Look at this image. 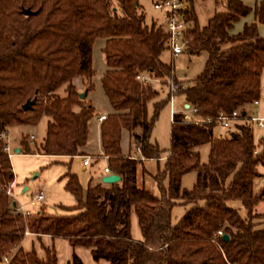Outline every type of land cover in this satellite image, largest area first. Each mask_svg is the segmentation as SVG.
<instances>
[{
  "label": "trees",
  "instance_id": "1",
  "mask_svg": "<svg viewBox=\"0 0 264 264\" xmlns=\"http://www.w3.org/2000/svg\"><path fill=\"white\" fill-rule=\"evenodd\" d=\"M191 2L185 12L190 23L186 52L203 51L206 58L178 94L197 107L198 116L236 108L238 122L213 134L212 125L180 117L170 121L167 154L152 174L159 185L156 195L137 185L136 165L160 156L162 149L150 133L168 95L152 102L148 117L147 103L157 92L136 76L175 80L172 64L161 60L166 49L163 30L144 23L137 0H117V6L108 0H0V134L12 125L32 126L45 115L41 142L31 147L23 137L19 151L55 157L79 153L93 115L86 95L79 94L92 88V47L103 39L106 70L100 84L111 112L100 121V139L108 171L119 175L109 183L89 177L82 194L76 174L66 170L65 188L75 202L59 205L65 213L48 214L42 207L21 214L7 192L13 173L1 135L0 264L3 257L8 258L5 264H56L53 248L44 247L42 257L33 249L24 250L25 234L60 237L70 246L89 248L96 264H264V213L254 212L264 197V184L254 190L255 179L264 173V134L255 142L245 109L260 96L264 36L257 24L264 25V0L253 7L223 0L224 9L214 11L202 27ZM250 12L254 22L231 34L232 24ZM75 78L84 80L82 91L72 84ZM33 98L31 107H20ZM136 127L138 133L132 131ZM123 128L131 130L139 156L121 152ZM206 142L207 158L201 161L196 147ZM190 170L195 171L192 186L181 187V175ZM234 200L237 205L230 204ZM176 203L188 207L172 224L170 212ZM131 209L140 240L130 236ZM67 264L83 263L73 254Z\"/></svg>",
  "mask_w": 264,
  "mask_h": 264
},
{
  "label": "rangeland",
  "instance_id": "2",
  "mask_svg": "<svg viewBox=\"0 0 264 264\" xmlns=\"http://www.w3.org/2000/svg\"><path fill=\"white\" fill-rule=\"evenodd\" d=\"M153 0H137L139 10L144 15V23L146 25H154L155 27L161 28L160 24L162 21L161 11L154 8ZM192 0L193 13L195 12L196 21L199 27L206 24V19L209 14L213 11H222L224 9L223 0ZM110 6H117V0H108ZM102 44L100 40H96L93 44V57L94 64H97L98 57V47ZM101 57V54H100ZM162 60L166 63H171L173 66V72L175 80L172 82L176 85L184 87L190 79H192L196 74H198L203 66V62L206 58V53L201 51L198 54H191L189 52H184L175 58L169 59L166 52H162ZM161 81V80H160ZM167 88V83L163 82ZM63 87L58 89V94L63 95ZM162 91L164 86H160L158 90ZM164 91V90H163ZM163 94L160 93V96ZM180 95L178 91L175 96ZM183 97V96H182ZM165 98V97H164ZM163 99V98H162ZM154 101V100H153ZM147 103V114L148 117L152 114V102ZM259 102L257 109H253L257 112L258 116L264 117V69L261 73V85H260V96L257 100ZM184 102V99H183ZM181 105L180 99L175 97L171 102H165L164 105L159 109V112L154 120V124L150 133V139L155 140L158 147L162 149L157 161L151 160L144 164V167L154 173L157 169H160L163 164V159L160 157L166 153L165 149L169 143V132L168 125L171 116V110L179 109ZM173 116L180 117L179 112H174ZM46 116L40 118L37 125L28 130L29 125L16 124L9 126L11 127V133L6 135L5 138L11 140L10 135L12 132H16L17 137L20 141L21 138L25 137L28 144L32 147L37 145L42 140V131L45 127ZM136 130H139L137 128ZM226 132L227 128H222L220 126H215L213 128V134H217L218 131ZM253 136L256 139L261 134H264V128H258L253 125ZM32 133L33 137H30ZM44 133V132H43ZM13 141V140H12ZM208 142L203 143L196 147L200 155L201 161H206ZM11 156L9 155V160L11 164V169L13 173L12 183L10 185V198L14 201L16 206L21 205L22 209L19 212L33 213L37 212L38 209L42 208L48 214H61L65 213L59 205H71L75 202L74 196L65 188V176L63 175L66 171V165L64 158L55 157L52 155L41 154V153H23L14 152L13 148L10 147ZM73 166H78L77 163H72L70 171L74 172L82 186V194L85 192V187L88 179L87 169H79L77 172L73 171ZM264 171V170H263ZM149 174L137 166L136 171V183L137 185H143L153 194H159V185L157 181ZM264 175V173H263ZM195 180V171L190 170L181 175L180 186L184 188H190ZM166 178L162 180V184L165 185ZM261 182L258 178L255 179L254 190L261 186ZM41 190L43 193L42 199L36 201L33 204H29V199L33 193ZM230 204L237 205L236 200L231 201ZM188 207L187 204L176 203L171 207L170 221L172 224L176 223L178 219L184 212V209ZM254 212L262 214L264 213V197L260 199L254 205ZM240 214H243V210L240 209ZM129 231L130 236L134 240H140L141 235L136 222V217L133 210H130L129 214ZM24 250L33 249L37 256L42 257L44 254V247L49 249L53 248L56 255V264H67L71 260V256L74 254L83 264H96V262L91 258L89 248L82 246H70L66 239L55 237V238H34L33 236H26L24 243L22 244Z\"/></svg>",
  "mask_w": 264,
  "mask_h": 264
},
{
  "label": "crops",
  "instance_id": "3",
  "mask_svg": "<svg viewBox=\"0 0 264 264\" xmlns=\"http://www.w3.org/2000/svg\"><path fill=\"white\" fill-rule=\"evenodd\" d=\"M239 1H241L244 5H246L248 7H253V5L256 2H258L259 0H239ZM214 3H217V0H215ZM213 12H211V14ZM194 14H195V12H194ZM211 14H209V16ZM209 16H207V19ZM207 19H206V21H207ZM144 20H145V18H144ZM252 22H254V18H253L252 13L250 12L247 15L241 17L239 20L235 21L232 24V27L230 28L229 32L231 34H236L239 31H241L243 25L250 24ZM160 26L162 27V25H160ZM257 32L260 36H264V25L257 24ZM97 40H100L102 42V44L98 47L99 51H98V57H97V64L96 65L94 64L93 49H92V68L94 70L93 76L90 79V82L92 83V88L86 92V98L88 99V101L93 106V115L88 119V122H87V139H86L85 144L80 148L79 153H77L71 157L61 156V158L66 159L64 162L66 165V170L70 171L71 164L75 162V163H77L78 166L75 167L72 165L73 171L77 172L79 169L85 171L87 169L88 179H89V177H92L93 180H96L98 178L100 179L103 174L110 173L109 171L105 172L103 170V167L106 166V157L102 154V147H101V139H100V121H101V119L97 118V116L101 113L107 114V113L111 112V107H110L109 102L107 101V99L103 93V90H102L101 84H100V79L102 77V74L106 70V66H105L103 56L101 53V48L104 44V40L103 39H97ZM164 52H166L169 56V59H171L168 51L165 50ZM100 54H101V57H100ZM161 60H162V58H161ZM162 61L165 62L164 60H162ZM148 83L150 84L151 88L157 92L156 97L153 99L154 101L161 100L162 98L164 99V97L167 96V88L165 87V85L162 81H160L159 79H152ZM72 84L75 86V88L78 91H82L84 89V80L81 78L73 79ZM160 86H164V89H162V91H160V89L158 90V88H160ZM160 93H162L163 95L160 96ZM175 97H178L180 99V102H183V97L181 95L174 96L173 99ZM153 100H151V101H153ZM258 104H259V102L257 101L256 104H250L249 103L246 107L250 108V110L253 111V109H257ZM43 116L44 115H42L41 117H43ZM40 118H39V120H40ZM38 121L36 122V124L29 126L28 130L34 128L37 125ZM46 121H47V118L45 120V126H46ZM215 126H218V125L212 126V131H213V128ZM137 128L138 127L134 128L132 131L138 133L139 130H136ZM10 129H11V127H8L7 132H6L7 136H8V134L11 133ZM14 131L10 135L11 140H10V138H9V141H8V139H6L7 140V146H8V152H9L10 156L12 154L10 152V147H12L13 149L15 147L19 148V139L17 137L18 133L14 132ZM43 132H45V127L42 131V138L44 135ZM168 132H169V125H168ZM222 133H224V132H221L219 130L217 134H222ZM30 134L32 135V133H30ZM32 137H33V135H32ZM120 149H121V152L123 154H129L133 157L139 156V152L135 149V147L133 145V136H132L131 130H128L125 128H123L121 130V133H120ZM18 152H20V151H18ZM166 154L167 153L163 154L160 158L164 159ZM84 155H87L89 158L88 162L86 164L82 163V157ZM158 158H143L141 160V163L136 165V171H137V166L139 165L143 171H145L149 174H152V173H150V171H148L144 167V164L147 163L148 161H151V160L157 161ZM138 186H143V185H138ZM26 236H33L36 239L39 238V237H36L35 235H32V234H25V236L23 237V239L21 241V247H22V244L24 243ZM44 237L50 238L48 236H41L40 239L44 238Z\"/></svg>",
  "mask_w": 264,
  "mask_h": 264
},
{
  "label": "built area",
  "instance_id": "4",
  "mask_svg": "<svg viewBox=\"0 0 264 264\" xmlns=\"http://www.w3.org/2000/svg\"><path fill=\"white\" fill-rule=\"evenodd\" d=\"M153 6L155 9L161 11L162 13V21L160 25H162L161 29L166 34V49L170 55V58H175L176 56L186 52L187 45H186V31L189 27V22L185 19V12L190 7V0H153ZM136 78L143 82L148 83L154 78H151L145 74H139ZM167 95H168V102L173 100L175 93L180 89L183 88L180 85L174 84L171 80H167ZM257 100L250 102V104H256ZM196 106L190 104L189 102H181L179 109H172L170 121H172L175 117L173 116L174 112H179L180 118L184 121L193 122L195 124L200 125H218L222 128H228L234 122H238V109H232L229 113L219 112L213 116L206 115V116H198L196 115ZM246 110L249 111L247 119L251 121L254 126L258 128H264V117L258 116L257 112L251 111L250 108L245 107ZM105 117L104 113H101L97 116L98 119H103ZM2 134H0L1 136ZM2 136H6L2 135ZM30 137L32 135L30 134ZM6 140V138H5ZM135 149L138 151V148L134 146ZM5 149L8 152L7 140ZM9 156V152H8ZM88 156L84 155L82 157V163L86 164L88 162ZM103 170L105 172L108 171V167L104 166ZM258 180L261 184H264V175L258 177ZM7 192L10 193V187L7 188ZM43 193L41 190L36 191L32 194L29 199V204H33L36 201L42 199ZM16 210L22 209L21 205L16 206L14 204ZM21 214H27L28 212H20ZM217 235H221L220 231H217ZM3 263H7L8 258H2Z\"/></svg>",
  "mask_w": 264,
  "mask_h": 264
},
{
  "label": "water",
  "instance_id": "5",
  "mask_svg": "<svg viewBox=\"0 0 264 264\" xmlns=\"http://www.w3.org/2000/svg\"><path fill=\"white\" fill-rule=\"evenodd\" d=\"M24 14H28L29 13V11L28 10H23L22 11ZM86 95V93L85 92H81L80 94H79V97L80 98H83L84 96ZM35 101V99L33 98V99H31V100H26L25 102H23L22 104H21V108L22 109H27V108H29V107H31V105H32V103ZM13 151H15V152H18L19 151V148L18 147H15L14 149H13ZM101 181H103V182H113V181H116V180H118L119 179V175L118 174H115V173H112V172H110V173H106V174H103L102 176H101ZM12 204H14V201H12ZM221 239L222 240H224V241H226L227 240V235L226 234H221Z\"/></svg>",
  "mask_w": 264,
  "mask_h": 264
}]
</instances>
